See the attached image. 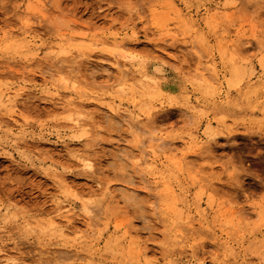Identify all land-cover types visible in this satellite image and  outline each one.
Here are the masks:
<instances>
[{
  "label": "rangeland",
  "instance_id": "1",
  "mask_svg": "<svg viewBox=\"0 0 264 264\" xmlns=\"http://www.w3.org/2000/svg\"><path fill=\"white\" fill-rule=\"evenodd\" d=\"M0 264H264V0H0Z\"/></svg>",
  "mask_w": 264,
  "mask_h": 264
},
{
  "label": "bare ground",
  "instance_id": "2",
  "mask_svg": "<svg viewBox=\"0 0 264 264\" xmlns=\"http://www.w3.org/2000/svg\"><path fill=\"white\" fill-rule=\"evenodd\" d=\"M116 44L117 45H122V43H118V42H116ZM37 52V51H36ZM35 54V53H34ZM116 54H118V53H116ZM37 55V54H36ZM47 55V54H46ZM121 57L125 60V61H127L128 59H127V57L126 56H124V55H121ZM119 61V60H118ZM120 62V61H119ZM117 63V62H116ZM161 65V64H160ZM122 67V66H121ZM156 67V66H155ZM154 67V68H155ZM123 70H124V68H122ZM120 70V69H119ZM123 70H121V72H123L124 74H125V72L123 71ZM162 70H163V66L161 65V66H157L156 67V72L157 73H162ZM164 73V72H163ZM155 74V73H154ZM156 75V74H155ZM159 75V74H158ZM144 78L146 79V80H150V81H154V80H156V78L155 77H150V76H147V75H145L144 76ZM158 78V77H157ZM23 90H21L20 92H22ZM17 92V91H16ZM6 94V93H5ZM3 95H4V93H3ZM10 95V94H9ZM9 99H12L11 97L9 98ZM63 99V98H62ZM17 102V101H16ZM61 102H64V101H61ZM67 106V107H66ZM66 106H64L66 109H70L69 111H72V106H73V103H72V101H67L66 102ZM109 111L111 112V113H113L112 115H114V114H117L119 111H120V109L118 108V109H115V108H113V107H109ZM111 113H110V115H111ZM129 115H131V114H129ZM147 116H150V114H148ZM113 118H114V116H112ZM76 123V122H75ZM79 123V122H78ZM77 124V123H76ZM82 124V123H81ZM74 126H75V124H74ZM83 126H85L86 127V125H83ZM76 127H78V126H76ZM75 127V128H76ZM82 128V127H81ZM153 139H155V140H157V141H160V140H162L160 137H154V138H151L150 140L152 141ZM161 143V142H160ZM159 143V146L162 148V146H161V144ZM155 145V144H154ZM158 146V145H157ZM159 148V147H158ZM150 149H151V151H152V153H155V149L153 148V146H150ZM151 153V152H150ZM81 158V161L83 160L82 159V157H80ZM141 159V158H140ZM142 159H143V157H142ZM144 160V159H143ZM83 163H85L86 165H88V161L87 160H85V158H84V160L82 161ZM141 163H145L146 162V160L144 161V162H142V161H140ZM146 164V163H145ZM90 166V165H89ZM91 167V166H90ZM130 180H132V179H130ZM121 186V185H120ZM123 186V185H122ZM145 187H147V186H145ZM117 188V187H116ZM118 188H119V186H118ZM117 188V189H118ZM120 188H122V187H120ZM119 188V189H120ZM123 189V188H122ZM121 189V190H122ZM125 189V191H126V187L124 188ZM123 189V190H124ZM124 191V192H125ZM128 193H129V191H128ZM133 194V192H130V194ZM135 193V192H134ZM126 194H127V191H126ZM130 194L129 195H127V196H130ZM134 195V194H133ZM132 195V196H133ZM136 195V194H135ZM128 198V197H127ZM131 199H134V196L133 197H130ZM137 197H135V199H136ZM134 199V200H135ZM137 200V199H136ZM88 205V204H87ZM85 212L87 213V214H91V216H92V210H89V208L87 207V206H85ZM91 211V212H90ZM90 215H88V218L89 217H91ZM87 218V219H88ZM92 227V226H91ZM65 232V231H64ZM67 233V232H66ZM66 233H64V234H66Z\"/></svg>",
  "mask_w": 264,
  "mask_h": 264
}]
</instances>
